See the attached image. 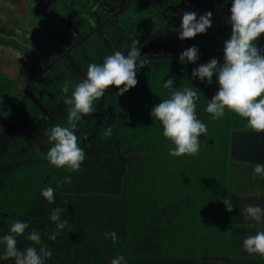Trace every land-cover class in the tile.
Masks as SVG:
<instances>
[{"label": "trees", "instance_id": "trees-1", "mask_svg": "<svg viewBox=\"0 0 264 264\" xmlns=\"http://www.w3.org/2000/svg\"><path fill=\"white\" fill-rule=\"evenodd\" d=\"M137 1L155 14L164 3ZM179 5L183 13L194 11L198 17L211 11L212 27L191 40L181 41L178 36L170 50H164L161 34L152 33L144 40L135 38L132 31L125 34L130 40L123 45L125 53L137 39L148 62L137 73L135 88L118 96V89L111 87L94 102L95 111L77 123L75 134L86 154L80 171L70 173L48 163L46 155L52 145L46 132L51 117L45 113L36 117L43 135L39 143L20 136L15 150L12 144L4 151L0 147V163L8 167L0 175V237L8 234L16 220L27 223L17 247L39 250L47 246L52 257L46 258L45 264H111L120 255L127 264H202L209 259L264 264V256L249 255L243 248L245 238L264 231V223L246 218L244 209L249 205L264 208V200L248 197L244 182L255 176L248 166L250 176L244 178L242 172L241 182L234 180L236 167L248 164L254 172L253 165L264 164V133L252 132L245 120L228 111L213 120L205 109L218 91L216 79L208 85L191 76L194 68L212 58L223 63V44L231 34L227 23L231 0H187V5ZM181 19L182 14L174 23L176 29ZM257 43L264 49V36ZM192 46L199 49V60L181 64L180 54ZM168 79L175 81L174 88L199 90L196 111L207 125V133L200 137L196 156H170L174 145L163 137L161 124L151 116V109L170 95L163 87ZM0 107L1 111L9 109ZM67 176L70 183L63 182ZM116 179L119 190L110 192L108 188ZM45 187L55 189L54 203L41 195ZM229 197L231 212L222 202ZM57 207L67 209L61 219L69 223L51 240L58 230L50 215ZM33 230L40 233L41 245L25 239ZM113 231L116 243L105 236Z\"/></svg>", "mask_w": 264, "mask_h": 264}, {"label": "clouds", "instance_id": "clouds-1", "mask_svg": "<svg viewBox=\"0 0 264 264\" xmlns=\"http://www.w3.org/2000/svg\"><path fill=\"white\" fill-rule=\"evenodd\" d=\"M227 23L231 27L230 38L223 44V63L212 58L207 63L194 68L191 76L201 82L213 83L215 77L218 91L206 104V112L213 120L231 112L246 121V128L254 133H264V49L258 46V40L264 36V0H231L230 16ZM212 27V12L198 17L194 11L182 14L178 32L181 41L191 40L197 35L206 34ZM28 47L32 49L30 36ZM139 41L134 39L125 53L114 51L106 55L102 63H90L86 77L79 83L66 81L62 87L65 94L66 124H56L46 132L48 143L52 145L47 151L48 163L58 169L74 173L81 169L86 154L79 146L76 133L77 123L82 117L95 111L94 102L104 97L111 87L118 89V96L136 87L137 73L148 62L141 55ZM199 60L196 46L185 49L179 56L181 64H195ZM70 84L72 91L69 95ZM175 81L168 79L163 87L170 90L168 98L160 100L152 109L151 116L162 126V135L174 148L170 149L172 157L196 156L200 151V137L207 133V125L197 116L199 90L193 87L174 88ZM111 128L107 135H111ZM254 175L264 176V164L253 165ZM70 183L71 177L64 178ZM41 195L48 203L55 201V189L45 187ZM226 211L231 212V198L222 201ZM67 209L57 207L52 210L50 219L55 222L57 232L49 239L55 240L69 221L61 219ZM246 218L257 223H264V208L249 205L244 209ZM28 224L16 220L10 226L8 234L0 237V261L11 264H45L46 258L52 257L47 246L17 247V238L24 236ZM106 238L117 242L116 232L105 233ZM25 239L32 245H41L40 233L31 231ZM243 248L249 255L264 256V231L249 235L243 241ZM111 264H127L123 255L111 260Z\"/></svg>", "mask_w": 264, "mask_h": 264}, {"label": "rangeland", "instance_id": "rangeland-1", "mask_svg": "<svg viewBox=\"0 0 264 264\" xmlns=\"http://www.w3.org/2000/svg\"><path fill=\"white\" fill-rule=\"evenodd\" d=\"M80 1L81 22L70 12L71 8L67 9L60 0H39V3L34 0H0V93L3 94L0 96V105L2 103L4 107L10 108L0 110L1 150L9 148V144H12V150H15V140L20 136L32 137L39 143L43 135L39 130V121L34 123L39 111L51 117L48 127L66 123V106L61 99L64 95L63 78L54 81L49 75H41L40 79L31 83L42 71L39 61L45 67V63H48L47 60L42 61L43 50L52 51L53 59L67 53L62 66L71 68L73 72H66L64 68L65 73L70 76L72 73L79 74L81 82L86 77L90 63H102L106 55L117 50L124 52L119 42L115 41L120 31L118 29L133 30L134 37L140 40L150 37L152 33L161 34L164 37V50H170L178 40L174 22L181 18L184 11H181L179 7L182 6L179 4L187 5V0H178L176 4L170 3L171 0H161L164 1L163 8L159 14H155L149 6L133 2V5L121 13L129 0ZM124 3L125 5H122ZM116 9H120V13H116ZM111 17H114L115 21L111 20ZM83 20L87 21L86 25L82 24ZM35 21L37 23L34 24ZM88 25L96 30L91 35H88ZM29 36L32 49L28 47ZM108 36L112 39L107 38ZM123 39L125 43H129L127 39ZM80 40L83 43L81 51L85 48L91 51L89 63L79 57L80 49H72L74 43ZM31 50L36 51L38 64ZM47 71L50 75L55 74L51 68ZM27 84L29 86L25 88ZM42 89L45 90L44 93H41ZM17 91L21 94L16 95ZM22 91L31 97V102L22 97ZM9 97L11 99L8 100ZM7 170L8 167L0 163V175ZM119 187L120 183L116 179L108 190L117 192ZM202 264L226 262L222 259H209Z\"/></svg>", "mask_w": 264, "mask_h": 264}, {"label": "flooded vegetation", "instance_id": "flooded-vegetation-1", "mask_svg": "<svg viewBox=\"0 0 264 264\" xmlns=\"http://www.w3.org/2000/svg\"><path fill=\"white\" fill-rule=\"evenodd\" d=\"M35 2H38L39 3V0H34ZM61 2H62V4H64L66 7H67V9L68 8H71V10H70V12L72 13V14H74V16H75V18H76V20L77 21H79V22H81L80 21V19L79 18H81L82 19V11H81V1L80 0H60ZM170 1V0H169ZM133 2L134 3H136V4H139V2L136 0H134V1H132L131 2V4L130 5H133ZM179 3V2H178ZM122 5H125V3L124 4H122ZM162 5H164V3L162 4ZM38 6H39V4H38ZM136 6H138V5H136ZM122 12H124V10L123 11H121V13ZM116 13H120V9H116ZM44 19V18H43ZM111 20H113V21H115V18L114 17H111ZM176 21V20H175ZM35 23H37V21H35L34 22V24ZM175 23V22H174ZM82 24H87V21L85 20H83V22H82ZM89 26V25H88ZM114 28V27H113ZM112 28V29H113ZM118 30H120L119 31V33H118V36H117V38L115 39V41H117V42H119V46H121V47H123V45L124 44H126V45H128L127 43H125V41H124V39L123 38H125V39H127L128 40V42L130 41L126 36H125V34H129L130 33V31L129 30H125V29H118ZM96 30H95V28H93V26H89V31H88V35H91V34H93L94 32H95ZM132 33H133V30H132ZM134 34V33H133ZM134 36V35H133ZM107 38H109V39H112L111 37H107ZM83 43H82V40H80V41H78V42H75L74 43V45H73V47H72V49H80L79 51H81V45H82ZM124 49V48H123ZM78 51V52H79ZM43 52H44V56H43V59H42V61H44V60H47L48 61V63H45V65H46V67L45 66H43V65H41V63H40V61H39V67L40 68H42V71L41 72H39V74H38V76H36L32 81H31V83L32 82H34L35 80H37L38 78L40 79V76L41 75H49V77L51 78V80H56V79H58V78H63V80H64V82H66V81H70V82H75L76 83V81H77V83H79L80 82V78H81V76H79V74L77 75V73L76 74H74V73H72L71 74V76L70 75H68L67 73H65V69L64 68H66V67H64L63 68V66H62V63H64L65 62V60H66V57H67V53L65 54V53H63V55H61V56H59V57H57V58H55V59H53V52L52 51H49L48 49H45V50H43ZM124 52H125V49H124ZM31 53L33 54V58H35V62L38 64V55L36 54V51H34V50H31ZM91 55V51L89 50V49H87V48H85L83 51H81V53H80V55H79V57H82L87 63H89V59H91L90 56ZM49 68H51V70L52 71H54V75H50V73L47 71ZM67 71H72L73 72V70H71V68H66V72ZM66 75H65V74ZM77 77H79V78H77ZM29 85L27 84L26 86H25V88L26 87H28ZM70 90L72 89V85L70 84ZM42 92L41 93H44L45 92V90L44 89H42L41 90ZM30 92L31 93H33V91L32 90H30ZM21 94V92L20 91H17L16 92V95H20ZM1 95H3L2 93H1ZM22 97L23 98H25V100L26 101H32V99H31V97L29 96V95H27V94H24L23 93V91H22ZM36 98H38V94L36 95ZM9 99H11V97H9L8 98V100ZM61 99L62 100H64L65 99V94L61 97ZM11 101V100H10ZM1 105H3L2 103H1ZM0 105V106H1ZM0 108H2V107H0ZM6 108V107H5ZM10 109V108H9ZM39 113H41V111H39L37 114H39ZM37 114H36V116H35V120H34V123L36 124V119L38 118L37 117ZM37 117V118H36ZM39 120V119H38ZM38 123V122H37Z\"/></svg>", "mask_w": 264, "mask_h": 264}, {"label": "crops", "instance_id": "crops-1", "mask_svg": "<svg viewBox=\"0 0 264 264\" xmlns=\"http://www.w3.org/2000/svg\"><path fill=\"white\" fill-rule=\"evenodd\" d=\"M246 166H248L251 169V173H254L252 170V167L248 164H242L238 167H236V169L234 170V180L239 184V182H241L242 179H240V175L243 172V177H249L250 173L246 171L249 170V168H245ZM254 176V175H251ZM242 177V176H241ZM250 182L245 183V186L247 188H245L247 190V193H249V198L253 197L252 199H258V200H264V176L262 175H255L254 177L250 178ZM235 191L239 190V185L235 186ZM254 193L253 196H251V194Z\"/></svg>", "mask_w": 264, "mask_h": 264}]
</instances>
